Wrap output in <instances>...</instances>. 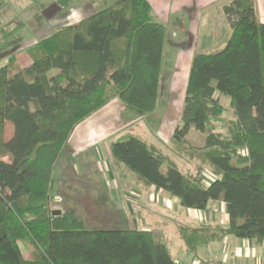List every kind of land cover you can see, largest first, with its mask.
I'll return each instance as SVG.
<instances>
[{
  "label": "trees",
  "instance_id": "1",
  "mask_svg": "<svg viewBox=\"0 0 264 264\" xmlns=\"http://www.w3.org/2000/svg\"><path fill=\"white\" fill-rule=\"evenodd\" d=\"M75 1L56 5L67 10ZM91 3L93 14L26 50L30 66L11 58L0 67V155L10 156L0 158V264H179L153 231L90 227L69 211L52 214L54 168L74 128L115 98L143 115L158 103L166 27L149 1ZM39 8L41 20L46 7ZM224 12L231 34L222 49L193 57L171 139L183 151L191 129L205 135L202 151H194L197 172L182 171L136 135L111 144L116 162L183 208L226 204L227 226L182 231L191 253L228 236L264 241V23L254 0H233ZM216 93L230 99L235 117L225 134L215 121L226 112ZM7 122L14 133L5 140ZM205 168L216 177L207 186Z\"/></svg>",
  "mask_w": 264,
  "mask_h": 264
},
{
  "label": "crops",
  "instance_id": "2",
  "mask_svg": "<svg viewBox=\"0 0 264 264\" xmlns=\"http://www.w3.org/2000/svg\"><path fill=\"white\" fill-rule=\"evenodd\" d=\"M7 1L0 0V3H3L0 13L7 7ZM15 1L22 2L29 12L14 19L12 16L2 19L3 15H0L2 66L8 64L11 58L19 68L30 66L32 60L26 50L50 36L52 29L56 31L61 28L56 24H62V27L76 24L94 12L91 0H77L67 9L66 14L65 10L58 8L54 10V15L47 18L46 10L49 9L48 6L54 7L56 0ZM148 1L158 20L166 27L157 108L154 112L143 115L127 107L118 98L109 101L74 128L67 148L58 160L59 163L64 160L59 177L63 173L72 172L79 177L77 181L80 184H85V201L81 202L85 203V222L90 227L151 231L153 225V232L155 235H161L163 243L179 264H264V241L257 243L228 236L221 242L198 247L195 253L187 251L182 231L198 225L227 226L226 204L220 201L212 202L204 211L183 208L177 198L146 186L137 175L116 162L111 154L113 141L132 134L160 148L172 160L174 159L171 154L180 158V153L194 155L193 162L199 160L194 151L200 152L202 149L191 150L192 152L179 151L163 149L160 144L162 141L171 143L174 131L180 125L193 57L197 53L209 52V44L203 43H210L213 38L224 36V41H227L231 34L230 27L225 35L221 28H224V24L230 26L224 8L233 0ZM254 3L257 17L264 23V0H254ZM40 6L46 7L41 20L36 17L41 10ZM62 12L64 15L61 19ZM66 15L68 17L63 20ZM180 18L182 21H179V27H175L173 20ZM24 56L27 58L25 63L22 61ZM192 131L193 129L190 132ZM199 166L200 162H196L193 169L185 171L196 173ZM91 174L96 176L91 177ZM202 176L206 186L216 178L207 168L203 170ZM57 184L61 187L59 192L62 193L64 181ZM57 184L52 183L51 191ZM54 210L72 213L57 204ZM103 213L106 215L105 221L104 218L99 219ZM145 213L148 215L146 219Z\"/></svg>",
  "mask_w": 264,
  "mask_h": 264
},
{
  "label": "rangeland",
  "instance_id": "3",
  "mask_svg": "<svg viewBox=\"0 0 264 264\" xmlns=\"http://www.w3.org/2000/svg\"><path fill=\"white\" fill-rule=\"evenodd\" d=\"M47 1H49V0H47ZM195 3H196V1H195ZM48 8L49 9L46 10L47 18L54 15V12H55L54 10L58 9V7L56 5L54 7L48 6ZM218 8H219V6H218ZM28 12H29V10L23 6L22 2L17 3L15 0H8L7 1V7L0 13V15H3L2 19L10 18L11 16H12V19H14L15 17H20L21 14L25 15ZM64 12H65L64 14H66L67 10H65ZM41 13L43 14L44 11H41ZM64 14H63V12L61 13V15H60L61 19H62ZM70 14H71V12L68 13V16H70ZM68 16L66 15L63 20H65ZM56 20H58V19H56ZM173 21H174L173 25L175 27L176 26L179 27V23H180L179 21H182V18H180L179 20L174 19ZM227 22H229V21H227ZM49 25H50V27L51 26L54 27L52 24H49ZM49 25H47V30L49 28ZM56 26L62 27V24L61 25L56 24ZM63 27H65V26H63ZM223 27L224 28H221L222 29L221 31H222L223 35H225L226 32L229 31L230 26H228L227 24H224ZM52 30H53L52 31V33H53L55 30L54 29H52ZM224 37H219L218 39L213 38L210 43H203V44H209L208 48H210V49H208V51L214 52L215 50L222 49L225 46L226 41H224ZM4 42L7 43L8 41H4ZM0 55H1V53H0ZM26 60H27L26 56H24V58L22 57V61L24 63ZM2 65H3V63H2V61H0V66H2ZM216 97H218L220 99L222 105L226 108V112L220 118L215 120L216 123L218 124V131H221L222 133L225 134V132H226V126H224L225 122L228 123L230 121H233L235 119V117H234L233 111L230 107V99L228 97L222 96L219 93H216ZM13 133H14L13 125L10 122H7L5 124L4 130H3V138L5 140L10 139L13 136ZM204 138H205L204 134L193 129V131L190 132V134L188 135V141H189L188 145L186 147H182V149H184V151H186V150L194 151L196 149H203V147L205 145ZM160 146L163 149H178V148L174 147L168 141H162ZM241 153L243 155H246L247 151L241 150ZM171 156L175 160V162L177 163L178 167L184 172H186L185 169H193L194 163L199 162V160H195L193 162L192 159L194 158V155H191V154L183 155L180 153V155H179V156H181L180 158H177V156L175 154H171ZM0 158L4 159L6 161L10 160V156L6 152H3L2 155H0ZM63 163H64V160H62L59 164H57L55 166L54 174H53V183L57 184L59 181L63 180L65 183V186L62 189L63 190L62 193L59 192V190H61V187H58V184L56 185L54 190L51 191V196H52L51 208L54 211V206L56 204L60 205L61 207H64L66 210H71L72 214H74V215L85 220L86 219L85 216H87L86 209L83 206L85 203L81 202V201H85V197H84L85 194L83 193V191L85 190V184H80L77 181V179H79V177H77L72 172L63 173L59 177L60 167L63 165ZM66 166H68V163L66 164ZM90 176L92 177V176H96V175L91 174ZM120 213H122V211ZM144 215H145L144 219L148 218L147 213H145ZM99 219H103L105 221L106 215L103 213L102 217ZM152 220H153V218H152ZM110 229H112V228H110ZM151 231H153V225H152ZM160 236L161 235H159V234L156 235L157 242H163V240L160 238ZM25 256H26V258H29V254L27 252H25Z\"/></svg>",
  "mask_w": 264,
  "mask_h": 264
},
{
  "label": "water",
  "instance_id": "4",
  "mask_svg": "<svg viewBox=\"0 0 264 264\" xmlns=\"http://www.w3.org/2000/svg\"><path fill=\"white\" fill-rule=\"evenodd\" d=\"M52 214H53L54 216H59V215H61L62 213H61V211H59V210H54V211L52 212Z\"/></svg>",
  "mask_w": 264,
  "mask_h": 264
}]
</instances>
